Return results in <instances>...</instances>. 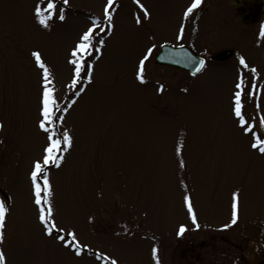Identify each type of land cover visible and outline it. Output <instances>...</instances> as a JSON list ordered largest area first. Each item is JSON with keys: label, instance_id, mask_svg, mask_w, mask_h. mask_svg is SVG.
I'll return each mask as SVG.
<instances>
[{"label": "rangeland", "instance_id": "374dc122", "mask_svg": "<svg viewBox=\"0 0 264 264\" xmlns=\"http://www.w3.org/2000/svg\"><path fill=\"white\" fill-rule=\"evenodd\" d=\"M37 2L45 0H0V200L9 208L0 251L7 264H108L100 255L118 264H154L153 245L161 264H261L264 154L251 148L232 107L239 77L242 115L264 139V14L245 27L232 0H201L188 18L183 12L192 0H139L150 13L144 19L133 0H113L114 27L100 34L101 51L87 58L91 79L82 69L72 86L69 53L93 20L107 27V0H54L48 28L34 20ZM162 44L191 47L206 59L203 71L190 77L157 65ZM148 48L141 83L135 69ZM32 51L51 73L58 105L53 131L72 137L48 175L54 222L65 230L60 235L75 233L79 256L44 235L32 203L28 174L45 143L36 126L42 81ZM225 51L232 55L221 61ZM234 191L238 219L223 228ZM180 224L187 230L177 237Z\"/></svg>", "mask_w": 264, "mask_h": 264}, {"label": "snow or ice", "instance_id": "6c2138e0", "mask_svg": "<svg viewBox=\"0 0 264 264\" xmlns=\"http://www.w3.org/2000/svg\"><path fill=\"white\" fill-rule=\"evenodd\" d=\"M64 4L68 3V0H63ZM139 6V9L143 12L144 19L150 17V13L147 9L140 4L139 0H133ZM201 4V0H192L191 4L183 12L185 18L189 17V14L193 12ZM112 5L113 0H107V3L104 6L103 12V22L107 23V27H100L95 20L92 21V26L83 30L79 35L77 41L72 47L69 53V59L67 62L74 66L73 68V77H72V86L77 85L78 78L82 74V69H84L89 75L88 79H91V73L94 69V65L88 63L87 58H90L94 52H100L101 47L97 46V41L99 45H103L104 41L100 37L101 33L108 32L114 27L112 24ZM57 5L54 0H45V2H37L33 6V16L34 20L43 28L50 27L49 21L55 18ZM58 18L64 20V8L59 9ZM136 23L140 24L141 19L138 16L136 18ZM183 30V25H181V32ZM260 35L264 36V24L260 27ZM180 38L178 33L177 39ZM152 48H148L147 51L142 54L139 58L138 64L135 69V78L141 83L144 82V72H145V62L148 59V56L151 54ZM31 57L35 62V66L38 70V74L41 77V92H40V107L38 109V119L36 126L45 134V143L42 146L41 155L34 159L31 163L28 179L30 181V192L32 203L37 210V219L42 225V231L46 236H53L60 243L64 244L65 247L71 248L77 256L81 254L82 247L76 239L75 233L72 231H67L65 235H60L61 232H65L63 228H57L54 222V212L52 207V201L50 199L52 195V189L50 184V179L48 175V168L50 166L59 167L61 161L64 158V153L68 150L72 143V137L67 130L62 134V137L57 138L53 129L55 128L54 118L57 117L58 105L53 96L54 89L50 87L52 81L49 79L51 73L46 66L42 54L39 51H32ZM240 64L244 65L245 61L243 58H240ZM205 65L204 59H199L193 67L199 71ZM255 71V69H253ZM234 92V105L232 107V113L237 118V121L240 125L241 131L248 133L251 140V148L258 150L261 154H264V139L258 137L255 131H252V125L248 124L243 115H242V104H241V92L243 89V81L239 77L235 82ZM84 89L80 88L77 95L83 92ZM157 91H163V85H160ZM64 111H67L64 109ZM59 120H63V116L59 117ZM260 125L264 127V120L260 121ZM180 151V148H177V152ZM184 204L187 207L188 216L192 220V224L196 227H199L195 214L193 212L192 205L189 202V197L185 195L183 197ZM46 206V207H45ZM9 213V208L6 205L4 200H0V241L3 240V230L6 227L7 215ZM238 219V195L237 192L232 193L231 198V221L229 224H225L222 227L228 228L231 224H235ZM184 224H180L176 235L180 237L186 231ZM71 238V240H69ZM84 247H87L86 245ZM152 259L154 264H161L158 258V249L153 245L151 249ZM98 259H104L108 261V264H118L117 260L111 259L107 256L100 255ZM0 264H7V257L4 252L0 251Z\"/></svg>", "mask_w": 264, "mask_h": 264}, {"label": "water", "instance_id": "95a60500", "mask_svg": "<svg viewBox=\"0 0 264 264\" xmlns=\"http://www.w3.org/2000/svg\"><path fill=\"white\" fill-rule=\"evenodd\" d=\"M231 52L225 53L220 59L224 60ZM201 58L195 56L188 47L180 46L173 47L162 45L159 51L155 54L154 61L158 65L169 66L186 71L191 76L199 74L202 68L197 71L193 65ZM264 264V258H263Z\"/></svg>", "mask_w": 264, "mask_h": 264}, {"label": "flooded vegetation", "instance_id": "af4514ba", "mask_svg": "<svg viewBox=\"0 0 264 264\" xmlns=\"http://www.w3.org/2000/svg\"><path fill=\"white\" fill-rule=\"evenodd\" d=\"M231 4H233L232 9L237 17V22L241 26L252 27L261 22L264 14V0H232ZM221 253L224 254L223 250Z\"/></svg>", "mask_w": 264, "mask_h": 264}]
</instances>
